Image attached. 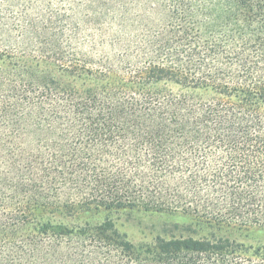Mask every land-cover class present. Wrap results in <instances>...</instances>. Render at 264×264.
I'll return each mask as SVG.
<instances>
[{
	"label": "trees",
	"instance_id": "1",
	"mask_svg": "<svg viewBox=\"0 0 264 264\" xmlns=\"http://www.w3.org/2000/svg\"><path fill=\"white\" fill-rule=\"evenodd\" d=\"M0 264H264V0H0Z\"/></svg>",
	"mask_w": 264,
	"mask_h": 264
},
{
	"label": "rangeland",
	"instance_id": "2",
	"mask_svg": "<svg viewBox=\"0 0 264 264\" xmlns=\"http://www.w3.org/2000/svg\"><path fill=\"white\" fill-rule=\"evenodd\" d=\"M97 22L95 23H92L89 25V30H91L92 32V35L94 34H98V35H102L101 37H94L95 38V41H92V43H87L86 44V49L88 52L91 51V54L90 56L92 57H97V53L95 52H92L91 48H94L95 50H98L99 48H97V45L99 44V42L97 40H99L100 38H104L106 37V40H109V43H114V39H113V36L114 37H118V35L115 33V31L111 30L109 25L107 23H101L100 25L97 24ZM96 29H100V33L97 32ZM118 39V38H117ZM118 41L115 40V43H117ZM92 45V46H91ZM117 46V49H118V45ZM109 51H111L110 49H108ZM111 55H117L118 56V50H115V51H112ZM136 223L141 225L138 227H131V226H125V228H123L125 231H127L131 237H134L135 240H140L142 238H144L145 236L149 237L150 239V233L148 232H151V227L153 224L157 223L156 220H151V219H148V218H145V217H142V216H139L138 218H136ZM145 230V231H144ZM257 239H260V237H257L255 238V240Z\"/></svg>",
	"mask_w": 264,
	"mask_h": 264
}]
</instances>
